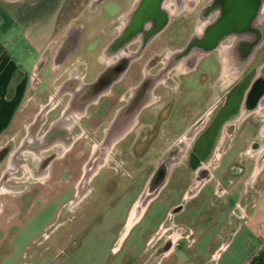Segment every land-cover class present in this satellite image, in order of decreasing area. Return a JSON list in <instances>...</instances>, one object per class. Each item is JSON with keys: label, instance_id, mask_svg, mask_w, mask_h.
Here are the masks:
<instances>
[{"label": "rangeland", "instance_id": "obj_1", "mask_svg": "<svg viewBox=\"0 0 264 264\" xmlns=\"http://www.w3.org/2000/svg\"><path fill=\"white\" fill-rule=\"evenodd\" d=\"M138 1H63V31L76 30L79 40L76 78L64 83L69 59L61 60L56 81L61 80L62 90L56 97L49 90L46 97H33L36 103L27 107L24 123L0 138V180L5 176L12 191L0 193V264H197L222 240L217 232L232 227L234 219L242 220L245 188L237 196L231 187L214 185L212 169L199 170V191L183 198L193 173L183 162L197 135L243 102L246 90L249 102L260 95L264 100V35L235 76L228 77L223 69L229 56L220 51L230 49L236 29L221 36L217 46L205 48L193 63L189 56L190 65L181 62L182 55L198 53L189 45L191 37L202 35V28L219 15L215 8L202 13L210 0H182L179 4L185 6L178 10V0H160L166 16L159 3L160 15L132 25L131 8ZM127 26L131 29L123 36ZM143 29L147 32L140 40L136 35ZM91 40L94 49H84ZM125 54L132 56L121 58ZM112 64L122 71L104 82L105 92L89 93L85 85ZM159 73L162 78L147 92L149 76ZM245 78L249 85L241 95L236 83ZM224 99L223 108L217 109ZM140 101L145 102L131 128L103 153L100 143L112 121L117 115L125 118L123 108ZM226 127L215 133L232 135L234 125ZM226 146L216 145L207 161L219 162V151ZM247 154L237 157L250 158ZM163 158H171L168 166ZM23 163L33 175L24 171ZM40 174L44 177H32ZM214 210L220 217L213 218Z\"/></svg>", "mask_w": 264, "mask_h": 264}, {"label": "crops", "instance_id": "obj_2", "mask_svg": "<svg viewBox=\"0 0 264 264\" xmlns=\"http://www.w3.org/2000/svg\"><path fill=\"white\" fill-rule=\"evenodd\" d=\"M63 1L21 0L16 4L0 2V138L24 123L22 117L30 103H36V96L46 97L47 90L62 89L61 80L56 81L61 70V60L69 59L65 67L68 75L64 83L76 78L79 40L77 31L71 27L63 31L65 25L59 18ZM110 4L113 9L118 7L115 1ZM103 12L105 16L109 13L106 7ZM94 43V40L88 41L84 49L92 45L94 49ZM95 53L93 57L97 59L99 55ZM32 74L36 77L32 78ZM245 82L246 78L236 83L235 90L241 95L249 85ZM247 91L243 102L235 103L226 115L217 116L212 129H208V124L197 135L184 156L183 166L193 173L182 190L183 198L199 191L202 180L197 172L206 168L207 171H213L210 178H213L214 185L231 187L237 196L239 188H245V209L242 217L240 216L242 220L238 222L234 219L232 227L217 232L222 240H219L207 260L197 264H264V100H261L260 95L249 102ZM225 102L224 99L217 109L223 108ZM244 107L248 111L242 114ZM116 122H120V119ZM228 124L234 125L232 135H227L225 130L220 135L215 133L227 128ZM227 144L226 150L219 151V162L207 161L216 145L221 148ZM244 154L251 157L239 160L237 156ZM7 166L14 167L11 163ZM22 166L27 174L33 175L31 171L34 173V170H30L28 164L23 163ZM154 171L149 177L151 186ZM41 176L44 177L41 174L32 177ZM3 179L5 180V176ZM3 179L0 180V193H12ZM216 215L220 217L221 212L214 210L213 218ZM209 216L210 214H206L205 218ZM159 250L160 247L155 252ZM3 263L4 261L1 264Z\"/></svg>", "mask_w": 264, "mask_h": 264}, {"label": "bare ground", "instance_id": "obj_3", "mask_svg": "<svg viewBox=\"0 0 264 264\" xmlns=\"http://www.w3.org/2000/svg\"><path fill=\"white\" fill-rule=\"evenodd\" d=\"M220 1L221 0H210V2L208 4L205 5V7L202 9V13L205 12V11H208L209 9H217L219 10V5H220ZM176 2V1H175ZM160 3V8L162 9L161 12L165 13V16L167 15V11L165 9L162 8L161 6V2ZM179 3H183L182 0H178L176 2V4H178L176 6V10H178L179 6L181 7H184L185 4H179ZM264 0H260V2L258 3V7H257V10H256V13L253 15V17L251 18V20L249 21V24H248V27L244 30H239V32H234L236 34L232 35L234 37V39L236 40V43H235V47H234V54L235 56L238 58L239 60V65H236V68H237V72L240 70L241 66L244 64V62L247 60V58L250 56L253 48L261 41V38L263 37L264 35ZM137 4V3H136ZM136 6V5H135ZM135 6H133V8H131V10L133 11V9H135ZM162 13V14H163ZM130 14V13H129ZM206 14V13H205ZM202 19V17H200ZM123 21H125V26H126V22H127V19H124ZM126 28V29H125ZM129 27H124L121 31V34H123V36H125V33L127 32L126 30H128ZM203 29H205V26L202 28L201 32L203 33ZM125 31V32H124ZM144 31V32H143ZM143 33L142 34H138L136 36L139 37V39L141 40L144 36V34H146L145 32H147V29H143ZM124 32V33H123ZM128 34V33H127ZM202 35H198V34H194L192 37H191V41L189 42V45L193 46V48L196 46L197 47V54L194 55H190L189 52L185 55H182V59L183 61L182 64L184 65H190V63H188L189 61L188 58L189 56L192 57L193 56V59L191 60V63H193L195 57H197L199 54L201 53H204L206 51L205 47L201 46L200 47V44H198L199 42V38L201 37ZM238 38V39H237ZM243 43V44H242ZM217 46V45H215ZM195 51V50H194ZM132 55L131 54H125V55H122L121 58L123 59H129V57H131ZM171 57H169L170 59ZM125 63V62H124ZM114 64L110 65L108 67V70L104 71L103 73L101 72L98 77L96 78V80L90 84H87L85 85V88L87 87L90 88V92L89 93H92L94 90H95V95L98 96L100 95L101 93L105 92L106 91V88H107V84H109V81L112 77L118 75L122 69L121 68H118V66H113ZM184 67V66H183ZM123 68V67H122ZM110 69V71H109ZM108 71V73H107ZM107 73V74H106ZM106 74V75H105ZM162 74L159 73L152 76L151 78H149V82H148V86L146 87V91L148 92L149 88L155 84L158 79L162 78ZM100 80V81H99ZM105 80V81H104ZM99 81V82H98ZM104 82H107V84H104ZM146 84V83H145ZM82 88V87H81ZM80 88V89H81ZM84 88V89H85ZM79 89V90H80ZM83 89V88H82ZM62 90V89H59L56 91L55 93V97L57 96L58 92ZM78 90V91H79ZM77 91V92H78ZM76 91L74 92V94L77 93ZM97 93V94H96ZM73 94V95H74ZM95 95L93 96L91 94V97L92 98H95ZM145 101H140V102H137L134 105H131L129 106L128 108V111H132V115H129L127 117H123L122 120H120L121 123L117 124V120L114 122L113 124V128L112 130H109L108 132L105 133L104 135V138L102 140V142L100 143V147L103 149V153H105L106 149L108 148V146H110L115 140L117 139H120L121 138V134L122 132L124 131V129L129 126L130 122H131V119L133 117V115L136 113V111H138V109L140 108V106L142 104H144ZM74 103V102H73ZM121 113V112H120ZM131 118V119H130ZM65 122H61L60 125H63ZM69 124V123H68ZM125 125V126H124ZM37 142V141H36ZM88 171V170H87ZM87 173V172H86ZM4 185V184H3ZM136 215V216H135ZM138 217V212L137 213H134L133 214V217L131 218V221L133 222V220H135L136 218ZM134 218V219H133Z\"/></svg>", "mask_w": 264, "mask_h": 264}, {"label": "water", "instance_id": "obj_4", "mask_svg": "<svg viewBox=\"0 0 264 264\" xmlns=\"http://www.w3.org/2000/svg\"><path fill=\"white\" fill-rule=\"evenodd\" d=\"M159 2L160 0H139L133 11L131 24L141 23L148 16L155 18L160 15ZM259 2L260 0H221L218 17L205 27L198 44L205 48H213L215 42L228 30L247 28Z\"/></svg>", "mask_w": 264, "mask_h": 264}, {"label": "flooded vegetation", "instance_id": "obj_5", "mask_svg": "<svg viewBox=\"0 0 264 264\" xmlns=\"http://www.w3.org/2000/svg\"><path fill=\"white\" fill-rule=\"evenodd\" d=\"M235 43H236V40L234 39V43L233 44H230V49L229 50H221L220 52H223L225 55L227 54L229 57H228V61L224 64V69H223V73L225 74V75H227L228 77H233V76H235V74L237 73V68H236V60H238V58L235 56V54H234V47H235ZM169 60V59H168ZM152 76H149V78H151ZM261 77H264V75H262ZM141 86V85H140ZM139 86V87H140ZM130 104L131 103H129V105L128 106H125L124 108H123V111L125 112L126 111V113H128V114H126L127 116H129V115H132V111H128V108H129V106H130ZM247 110L245 109V107H244V110L242 111V114H245V112H246ZM119 112H122V109L121 110H119ZM118 112V113H119ZM135 115H136V113L133 115V117H132V119H131V122H130V124H129V126H127L125 129H124V131L122 132V136L131 128V126L133 125V123H134V118H135ZM75 116H77L76 114H75ZM118 116V115H117ZM117 116L115 117V119L112 121V123H111V126L105 131V133L106 132H108L109 130H112V128H113V124H114V122L116 121V119H117ZM126 116V117H127ZM73 122H69V124H72ZM125 126V125H124ZM191 132H192V129H191V131H188V134H191ZM105 135V134H104ZM121 136V137H122ZM182 140H187V137L186 136H183L182 137ZM184 145V144H183ZM182 148L184 147V146H181ZM182 150V149H181ZM171 159V158H170ZM170 159L169 158H163L162 160L164 161V164H166V166H168V163L170 162ZM214 162V161H213ZM134 219V218H133ZM134 221V220H133ZM132 222V221H131Z\"/></svg>", "mask_w": 264, "mask_h": 264}]
</instances>
